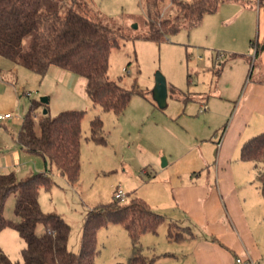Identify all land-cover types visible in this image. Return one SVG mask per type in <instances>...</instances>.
I'll use <instances>...</instances> for the list:
<instances>
[{"label": "rangeland", "instance_id": "1", "mask_svg": "<svg viewBox=\"0 0 264 264\" xmlns=\"http://www.w3.org/2000/svg\"><path fill=\"white\" fill-rule=\"evenodd\" d=\"M88 1L100 10L102 21L106 25L122 32L118 37V44L109 54L108 75L124 87L135 89L128 106L120 114L104 110L87 95L86 80L79 73L53 65L41 74L0 54V87H4L0 89V110H8L14 114L12 122L9 121L7 125L0 123V160L6 164L0 167V172L14 171L21 178L31 172L44 170L45 164L41 157L26 151L18 153V157L14 153L17 150L15 134L20 126L14 120L20 118L16 114L23 117L32 100L42 102V98L46 97L47 106L43 102L35 108L38 132V120L46 108L53 116L66 109L85 111L82 119L79 179L69 182L55 171L52 174L55 184L51 190H40L42 209L59 213L70 224V249L80 250L87 211L109 203L117 186L130 193L127 195L128 199L132 195H138L152 203L159 212L168 209L180 217L182 226L178 224L171 229L174 234H186L189 226L194 231L203 232L206 227L202 226L198 217L187 220L186 214L173 209L167 202L163 203L164 206H159L162 200H158V193L161 189L170 188L164 183V176L170 172L172 176H180L184 182L189 178L199 181L209 175L215 188L221 180L216 176L220 149L228 128L233 126L236 102L247 86L245 82L241 88L239 86L245 67L237 55L240 51L236 48L242 49L250 26L257 29L259 22L264 23V4L258 7L260 12L257 7L246 8L234 21L226 22L224 18L233 14L234 9L241 5L238 1H226L219 11L203 17L202 23L191 30L184 25L177 32L157 41L143 37L147 30L144 0ZM174 9V5L169 4L164 10L169 14ZM217 52L223 53L224 57H218ZM253 64L254 62L251 68L249 65L245 70L244 75L248 74L247 82L250 78L248 69L252 70ZM220 72H223V80H229L230 85L226 86L227 90L223 93L230 100H213L217 103L216 109L226 113L224 119L217 114L207 117L203 114L207 113V108L204 109L203 104L200 106L201 101L208 106L205 97L192 95L193 91L209 92L212 83L210 79L213 78L215 84ZM158 73L165 76L168 85V95L163 106L159 105L154 91ZM172 84L191 92L188 95L176 93ZM140 89L143 94L138 92ZM189 95L195 99H186L185 96ZM186 105L187 110L183 112ZM197 111L200 113L196 114ZM95 117H100L104 122V139L91 136V121ZM261 131L264 129L248 134L245 139ZM243 141L229 164H233L237 172L241 171L238 175L243 177H247L251 169L255 178L254 163L237 157ZM217 145L220 146V151ZM234 145L233 140L229 149L233 150ZM151 149L156 151V166L150 164L153 155ZM160 150L163 151L161 156ZM200 152L209 160V164L203 163ZM12 156L14 160L9 163ZM163 156L169 158L171 163L163 165ZM202 165H205L204 168H201ZM221 165L222 160L219 167ZM195 169L198 171H194ZM255 182L259 184L257 179ZM16 193L14 191L9 194L5 205L6 216L13 220L18 219L14 211ZM198 206L201 209L200 202ZM214 214H217V208ZM169 220L166 217L157 232L141 235L142 252L154 259L153 264H179L185 253L189 255L187 244L190 238L186 244L178 246V237L175 239L169 236ZM216 222H224V219L221 217ZM42 228L43 224L40 223L38 229ZM25 245V240L14 227L7 226L0 230V247L18 264H25L22 254ZM97 247L99 252L94 264H126L132 255L130 235L120 223H110L99 228ZM163 252H167V255H163ZM186 258L187 264H193L191 257Z\"/></svg>", "mask_w": 264, "mask_h": 264}, {"label": "trees", "instance_id": "2", "mask_svg": "<svg viewBox=\"0 0 264 264\" xmlns=\"http://www.w3.org/2000/svg\"><path fill=\"white\" fill-rule=\"evenodd\" d=\"M223 1L226 0H144L147 30L143 37L161 41L184 25L192 28ZM258 1L264 4V0ZM169 4L175 9L167 14L164 9ZM102 18L100 10L88 0H0V54L41 74L53 65L77 72L85 78L86 93L95 104L116 114L123 113L135 89L124 87L108 75L109 54L122 32L106 25ZM255 42L253 39L251 43ZM138 92L143 94L141 89ZM41 103L31 101L17 139L23 149L43 159L45 168L21 178L14 171L0 172V230L14 227L25 240V264H94L99 252V228L120 223L132 243V255L126 264H153L154 259L142 252L141 235L157 232L166 216L138 195L123 200L114 195L109 203L87 211L79 251L69 247L70 224L59 213L42 209L40 190H51L55 171L69 182L80 177L85 111L66 109L53 116L47 110L39 117L38 132L35 108ZM44 105L47 106L45 102ZM103 124L100 117L92 119L93 138L104 139ZM240 158L255 163L264 198V131L243 143ZM14 191L17 220L5 213L6 200ZM169 223V236L180 239L181 234L171 231L178 223ZM0 264L18 262L0 247Z\"/></svg>", "mask_w": 264, "mask_h": 264}, {"label": "crops", "instance_id": "3", "mask_svg": "<svg viewBox=\"0 0 264 264\" xmlns=\"http://www.w3.org/2000/svg\"><path fill=\"white\" fill-rule=\"evenodd\" d=\"M226 1H238L239 4H241L234 9L233 14L224 18V21L226 22L234 21L236 17L242 15L246 11V8L254 9L255 7H257V10L260 12L258 7L261 4L258 0H255L256 2L248 0ZM226 1L220 3L216 11H219L221 5ZM208 14L209 13H206L204 15V18ZM201 23L202 21L199 24ZM192 28L188 29L191 30ZM253 39L256 40L254 45L251 43ZM263 40L264 23L261 24V22H259L257 29L250 26V30L244 37V41L246 42L245 44L242 43V49H239L238 47L236 48V50L240 51V54L237 53V55L240 56L239 59L245 67L240 78L241 85L239 84V86L241 88L244 82V84H247V86L246 89L243 90L239 95L238 101L236 100L237 105L233 110V126H230V128H228L225 142L224 144H222L223 146H221L222 149H220V146L217 145L218 151L221 150L219 156V164L222 160L221 167H219V164L218 167H216V176L218 177V179H221L219 180L217 187L215 188L212 185V181H210L209 175L199 181H192L189 178L185 179V182L183 179L181 180L180 176L178 175L174 174L172 176L171 172L168 173V175L164 176V183L168 184L170 188H165L166 190L161 189L159 191L158 200H162L161 203H159V206L167 202L173 209H179L182 213L186 214L187 220H190L191 217H198L199 220L202 221V226L206 227V230L200 232L198 230L194 231L192 227L189 226L187 228L188 232L181 235L182 237L178 240L179 242L177 245L179 246L182 243L186 244L187 239L190 238L189 244H187L189 255L185 253L186 255L184 254L185 256L180 259L179 264H187V256L193 259V264H236L235 257L237 254H241L243 256L248 254L259 262L264 263V198L262 195L260 183L258 184L257 182H255V163L252 161L255 168V178L254 174H251V169L250 174L247 177H243L238 175V172L241 173V171L237 172L236 169L232 166L233 164H229L232 161V157L234 158L237 154L236 150L238 145L242 143L246 136L248 134L250 135L253 132H258L259 130L264 129ZM211 49L213 50V48ZM222 55L224 54L217 52L218 57ZM252 62H254V64L251 70L250 68ZM248 66L250 67L248 69L250 78L247 82L246 79L248 77V74H244ZM223 78V72H220L218 73V79L215 84H213L214 79H210L212 83L210 85L209 92L203 91L201 93H195L193 91L192 93V95L203 96L205 97V100H207L208 106L206 105V103L202 101L200 102V106L201 104L207 106V110H205L207 113H203L207 115V117L208 115L217 114L219 116H222V119H224L226 116V113L219 112L216 109L217 103L215 102V100H213L214 98L218 99L221 102H227L230 100L228 95H224L223 93L227 90L226 86L229 87L230 85L228 84L229 80H223ZM172 86L176 93L181 92L188 95V92L190 91H183L173 84ZM0 89L2 90L4 89V87H0ZM185 98L195 99L191 97V95L185 96ZM186 110L187 105L183 112H186ZM199 113L200 111L196 112V114ZM15 116L18 118L20 117L19 120H14L15 122L17 121L20 123V126L15 134L17 150L14 153H16L18 157V153L26 150L20 146L17 139L23 117L21 115ZM13 119L14 116L0 123H4L7 125L8 122H12ZM233 140L235 145L233 150H230L229 146L231 145V142ZM246 140L247 139H245V141ZM245 141H243V143ZM151 150L153 151V155L151 156L152 158L150 159V164L156 166V151L154 149ZM162 154L163 151L160 150L159 155L161 156ZM200 155L203 157V163L209 164V160L203 155L202 152H200ZM237 157L241 159L240 153L239 155H237ZM163 158L165 159V163L163 165L171 163V160L169 158L167 159L164 156ZM13 160L14 159L12 156V160H9V163H12ZM4 166H6L5 162L3 160H0V167ZM204 166L205 165H202L201 168H204ZM208 169H210V167ZM194 171L197 172L198 170L195 169ZM199 202L201 203V209H199L198 206ZM151 206L153 207V204ZM215 208H217V214H214ZM163 212L162 213L165 214L167 218H170L169 221H176L180 226H182L179 222L180 217H177L175 213H172V211H168V209H164ZM221 217L224 219V222H216L219 221ZM168 240L172 241L169 238ZM165 254L167 255V252H163V255ZM159 256L160 255H158V257Z\"/></svg>", "mask_w": 264, "mask_h": 264}, {"label": "built area", "instance_id": "4", "mask_svg": "<svg viewBox=\"0 0 264 264\" xmlns=\"http://www.w3.org/2000/svg\"><path fill=\"white\" fill-rule=\"evenodd\" d=\"M207 106L204 105V109H206ZM17 115V114H16ZM14 114L11 111H0V122H3L11 117H13ZM115 197L116 198H120V199H125L126 198V192L120 188L119 186L116 187L115 189ZM235 262L236 264H264L262 262H259L258 260L254 259L253 257H251L250 255L246 254V255H241V254H237L235 257Z\"/></svg>", "mask_w": 264, "mask_h": 264}, {"label": "water", "instance_id": "5", "mask_svg": "<svg viewBox=\"0 0 264 264\" xmlns=\"http://www.w3.org/2000/svg\"><path fill=\"white\" fill-rule=\"evenodd\" d=\"M262 46L264 47V40ZM154 91L159 105L163 106L166 101V97L168 95V85L165 76L161 73H158L156 76V86ZM42 101L47 102V98L43 97ZM46 112H47V108L44 109V113Z\"/></svg>", "mask_w": 264, "mask_h": 264}]
</instances>
